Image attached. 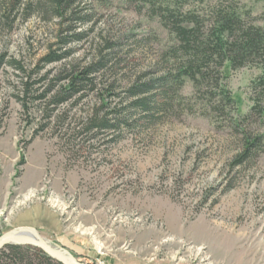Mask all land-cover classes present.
Returning a JSON list of instances; mask_svg holds the SVG:
<instances>
[{"label": "rangeland", "instance_id": "1", "mask_svg": "<svg viewBox=\"0 0 264 264\" xmlns=\"http://www.w3.org/2000/svg\"><path fill=\"white\" fill-rule=\"evenodd\" d=\"M158 2L194 16L202 38L217 6L264 27V0ZM49 7L0 0V235L24 217L81 262L264 264L260 62L227 76L212 62L196 84L148 4L83 0L62 19ZM54 55L63 57L45 61ZM85 70L91 82L66 92ZM158 77L168 94L150 109L132 106L130 90ZM90 118L111 126L87 131ZM257 137L240 163L245 139Z\"/></svg>", "mask_w": 264, "mask_h": 264}, {"label": "trees", "instance_id": "2", "mask_svg": "<svg viewBox=\"0 0 264 264\" xmlns=\"http://www.w3.org/2000/svg\"><path fill=\"white\" fill-rule=\"evenodd\" d=\"M83 0H50V10L54 18L62 19L73 4ZM148 4L150 9L160 17L163 25L171 30L179 41L180 51L186 56V60L180 67V73L187 76L192 82L198 83L202 78H207V71L212 62L218 66H223L227 76V68L236 69L244 66L248 62L257 60L262 65V74L256 81V87L259 89V96L264 99V27L246 25L236 13L235 10L225 6H217L214 9V22L207 37L202 38L200 24L197 19L189 13L182 14L179 7H170L171 5H160L158 0H139ZM183 1V0H177ZM180 2V3H181ZM179 6V5H178ZM185 23L186 25H183ZM187 24H192L188 27ZM63 55L48 56L46 62L58 61ZM5 63L4 55H0V69ZM227 63V64H226ZM90 70V69H89ZM89 70L71 76L65 91L69 94L78 93L91 82L87 77ZM227 73V74H226ZM209 76V75H208ZM23 86L27 83L23 82ZM166 84V79L158 77L153 81L143 84L138 88L130 90L134 100L131 105L143 110L150 109V103L155 96H166L168 93L162 91ZM157 90V91H156ZM151 93V95L144 96ZM223 96L228 103H234L232 96L226 90H222ZM64 98L57 99L56 102H63ZM22 101V100H21ZM258 104V102H255ZM24 106V103H23ZM256 106V105H254ZM97 122V123H96ZM106 119L98 121L96 118H90L87 131L93 128H109ZM260 144V139H245L244 153L240 156L239 162L248 158L252 148ZM22 162V160L20 161ZM0 264H60L45 255L41 250L20 245H7L0 250Z\"/></svg>", "mask_w": 264, "mask_h": 264}, {"label": "water", "instance_id": "3", "mask_svg": "<svg viewBox=\"0 0 264 264\" xmlns=\"http://www.w3.org/2000/svg\"><path fill=\"white\" fill-rule=\"evenodd\" d=\"M7 245L30 246L41 250L45 255L60 264H103L95 262H81L70 253L51 246L30 227H16L0 235V250Z\"/></svg>", "mask_w": 264, "mask_h": 264}, {"label": "crops", "instance_id": "4", "mask_svg": "<svg viewBox=\"0 0 264 264\" xmlns=\"http://www.w3.org/2000/svg\"><path fill=\"white\" fill-rule=\"evenodd\" d=\"M35 170H37V168L35 169ZM35 172V171H34ZM31 210V209H30ZM32 210H33V212L31 211V214L30 215H28V218L29 217H31V219L32 220H34V221H38L39 219H40V217H39V207H38V214L36 213V209H34V207L32 208ZM34 214H35V216H34ZM24 218V217H23ZM22 217H18L16 220H18V223H17V225H15V228L16 227H29V226H31V225H33V224H30L28 221L29 220H26V221H24L25 219H23ZM30 219V220H31ZM23 220V221H22Z\"/></svg>", "mask_w": 264, "mask_h": 264}, {"label": "built area", "instance_id": "5", "mask_svg": "<svg viewBox=\"0 0 264 264\" xmlns=\"http://www.w3.org/2000/svg\"><path fill=\"white\" fill-rule=\"evenodd\" d=\"M31 192H32V191H31ZM31 192H29V194H30ZM33 194H34V193H33ZM32 196H33V195H32ZM32 196H31V197H32ZM31 197H30V198H31Z\"/></svg>", "mask_w": 264, "mask_h": 264}, {"label": "bare ground", "instance_id": "6", "mask_svg": "<svg viewBox=\"0 0 264 264\" xmlns=\"http://www.w3.org/2000/svg\"><path fill=\"white\" fill-rule=\"evenodd\" d=\"M27 197H28V195H27ZM25 200H26V198H25Z\"/></svg>", "mask_w": 264, "mask_h": 264}]
</instances>
